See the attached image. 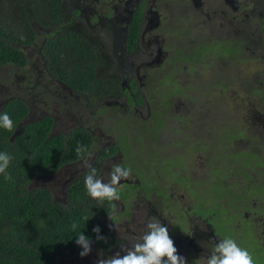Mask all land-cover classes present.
<instances>
[{
  "label": "flooded vegetation",
  "instance_id": "flooded-vegetation-1",
  "mask_svg": "<svg viewBox=\"0 0 264 264\" xmlns=\"http://www.w3.org/2000/svg\"><path fill=\"white\" fill-rule=\"evenodd\" d=\"M55 1L59 13L63 9L64 14L53 26L38 23L30 14L27 17L34 42L19 45L26 59L24 65L0 66V74L9 77L8 82L0 81V113L17 93L16 98L27 105L28 111L15 133L20 126L48 118L50 135L83 131L86 133L81 135L89 136L91 144L88 153L70 165L75 166L73 173L59 180V185L49 188L43 179H54L64 168L51 176H38L28 186L43 187L51 192L55 201L64 204L65 189L87 172L89 166L95 167L105 182L113 165L131 169L130 176L121 181V199L112 202L117 206L116 213L108 207L99 215L98 220L107 233L106 240L97 242L90 238L91 252L86 257L79 255L83 249L75 242L74 255L67 259L57 258L56 264H97L100 258L106 259L117 252L123 255L120 247L126 242L123 237L126 234L142 236L147 221L153 216L167 226L177 254L184 257L187 264H204L201 258L207 256L214 242L225 237L233 238L240 247L247 249L255 264H264V82L260 78L253 79L254 83L240 84L242 90L237 104L242 108L241 119L251 113L248 128H240L238 120L233 119L230 130L221 132L223 125L218 124V129L212 133H217L215 138L219 140L213 145L207 161L200 156L201 142L196 143L195 153L201 157L206 170L204 178L191 180L177 173L189 166L191 154L182 152L183 147H174L170 150L173 153L161 155L150 146L140 148L138 140L139 133L149 131L141 124L143 117L144 124L148 117L156 123V129L151 130L157 135L162 129L177 132L179 124L193 122L192 115L203 113L199 105L192 111V99L183 95L178 88L180 84L205 87L208 82L209 87L223 89L236 83L235 76L231 78L220 69V75L197 84L195 70L201 74L223 59L217 57L219 52L209 45V40L214 39L205 35L215 30L218 35L222 30L223 36L215 40L224 38L237 44L234 48L239 53L227 52L231 57L242 58L245 54L264 50V34L261 33L264 30V0ZM3 2L4 11L7 0ZM252 10L259 17L256 21L252 19ZM195 19H201L199 24H208L204 33L195 34ZM75 31L87 42L96 44L95 70L115 81L119 93L94 97L64 80L72 69L68 61L73 53L66 58L63 51L50 52L46 43L49 39H65ZM46 48L49 54L44 52ZM54 57L62 62L54 60L53 63L51 58ZM204 74L209 76V73ZM152 87H164L162 98H169L161 103L159 110L149 105L150 95L146 92H153ZM251 96L257 100L247 106L246 101ZM107 111L106 116L111 117L113 124L100 125L90 120V117H105ZM164 111L167 114L160 116ZM131 120L137 123L135 142L128 136ZM166 144H170L168 140ZM167 145L165 151H169ZM174 145L178 146L176 142ZM224 149L228 152L220 153L219 150ZM163 166L169 172V179L167 175L156 176L162 178L157 181L153 175ZM34 181L36 186L31 185ZM167 181L169 184L165 183ZM188 185L195 195H185ZM55 189L63 195L62 199L57 197Z\"/></svg>",
  "mask_w": 264,
  "mask_h": 264
},
{
  "label": "trees",
  "instance_id": "trees-1",
  "mask_svg": "<svg viewBox=\"0 0 264 264\" xmlns=\"http://www.w3.org/2000/svg\"><path fill=\"white\" fill-rule=\"evenodd\" d=\"M3 1L0 0V66H22L26 59L19 45L34 42V33L26 21L28 15L44 26H53L61 20L64 11L61 9L59 13L55 0H7V10L3 11ZM209 42L219 52V58L226 59L228 53H239L234 48L237 44L224 38ZM46 46L50 52L63 51L66 58L73 53L68 61L72 69L64 79L67 83L94 97L120 92L115 81L96 72V44L79 37L78 31L71 32L65 39H49ZM48 50L46 48L44 52L49 54ZM54 60L55 57L51 58L53 63ZM27 111V105L15 98L8 106L6 103L1 112L12 118L13 129L0 128V152L10 153L13 159L7 169L12 179L6 181L0 175V264H56L57 258L67 259L74 255L79 232L99 242L93 232L98 226L100 235L107 237L98 218L102 210L104 213L111 207V203L93 200L87 195L84 186L86 172L67 186L64 204L55 201L51 192L43 187L28 186L32 179L51 176L83 158L75 149L81 144L89 150L91 138L81 135L86 133L83 131L50 135L48 118L20 126L15 133ZM14 133L16 135L11 140ZM85 216L89 219L87 222L83 219ZM74 221L79 223L75 231L71 228Z\"/></svg>",
  "mask_w": 264,
  "mask_h": 264
},
{
  "label": "rangeland",
  "instance_id": "rangeland-1",
  "mask_svg": "<svg viewBox=\"0 0 264 264\" xmlns=\"http://www.w3.org/2000/svg\"><path fill=\"white\" fill-rule=\"evenodd\" d=\"M249 4V3H247ZM259 17L257 16V13L255 10H252V19L253 21H256ZM201 21L198 19L194 20V28H195V34L199 35L200 33H204L207 30V25L208 24H199ZM193 31V29H192ZM191 31V32H192ZM261 33L264 34V30L261 31ZM217 36L220 38L223 36V31L220 30V33L217 35V31H213L209 35H205L206 38H212V39H219ZM227 63V64H226ZM199 67V66H198ZM222 69L224 73H228L231 78H234L236 83H233V86L229 87H223V89L218 88V87H209V83L207 82V79L210 77L215 78L219 74V70ZM188 72L190 73V68L187 67ZM196 74L195 77L198 78L197 84L199 83H206L205 87H184L182 86L183 84L187 83H182L180 84L181 91H183V95H188L191 97L192 102L194 104L192 108V111L196 109L195 105H199L202 107L203 113L200 114L199 116H191V120L193 122H187L183 124L178 125V130L177 132H170L168 129H162L160 132L158 131L157 135H154L152 132V128L156 129L157 125L156 123L153 122L152 118L148 117L147 118V123L144 121V117L141 119V124L144 126H147L149 131L146 133L143 131L142 133H139V141L140 143V148H144L147 146H150V148L157 149V153L161 155H166L169 153H173L172 150L174 147H183L182 152L186 153L189 152L191 155H189L188 159V168H185L184 171H179L177 172L178 174H184L186 176H189L191 180H198L201 178H204L206 176V170L203 165V161L201 157L197 156L195 153L196 151V143L198 142L203 148H202V153L200 156H203V160L207 161L210 154H212L213 145L218 142L219 137L215 138L217 133H212V130H217L218 129V124L220 126L223 125V129L221 132H226L230 130L231 126V121L238 120V125L240 128H248V117L251 115V113L245 114V119H241L243 117L242 115V108L237 104V101L240 97L242 86V83H254L252 82L253 79L260 78L262 82H264V50H259L257 52H254L253 54H245L243 55L242 58L239 56L237 57H231L228 56L226 59H221L217 64L208 69L205 70L203 73L199 74V70H195ZM204 73H209V76L207 77L206 74ZM204 74V75H203ZM186 80V75L184 77ZM8 82L9 77L8 75H3L0 74V81H6ZM210 81V80H209ZM153 92H146L147 95L150 97V107L151 109L154 107L155 109L159 110L161 107V103L167 102L169 98H162L164 94V87H152ZM8 95V94H7ZM34 95V94H33ZM17 93H15V98H16ZM25 98V97H24ZM257 98L254 96H251L248 101H246L247 106L251 105L254 101H256ZM249 102V103H248ZM257 104V103H255ZM218 105H222V107H218ZM253 105V104H252ZM162 110V109H161ZM109 113L107 111L104 115L101 117H97L96 119H92L90 117V120L92 122H99L100 125H111L114 122L112 121L110 116H106V114ZM167 113H161L160 116H165ZM145 115V114H144ZM205 115V116H204ZM104 117V118H103ZM141 118V117H140ZM200 119V120H198ZM247 119V120H246ZM197 120V121H196ZM196 121V122H195ZM131 125H130V132L128 133V136H132L130 141L135 142L137 141V130H136V125L137 123L134 120H131ZM195 122V123H194ZM202 126V127H201ZM201 128V129H200ZM160 130V129H159ZM255 129H253V132ZM204 134V135H203ZM156 138L153 140V138ZM135 140V141H134ZM166 140H168V143L166 144ZM178 144V146H175L174 144ZM211 146H210V145ZM167 145L166 148H169V151H165L164 147ZM144 149H142L143 152ZM139 153H141V150H137ZM220 153H227L228 150H219ZM144 153V152H143ZM179 153V151H177ZM145 154V153H144ZM144 157H147L143 155ZM87 164V163H86ZM84 166V165H82ZM75 166L73 167H68L64 168L61 170V173L56 176L54 179H43L44 184L49 187V188H54L56 187L55 185H59V180L62 179L64 180V177H67L73 173ZM79 167V166H77ZM81 169V168H80ZM79 169V170H80ZM159 171L153 172L156 180L159 181L156 176H162L164 177L165 175L166 178H168L169 172L166 171L167 169L163 166L162 169H158ZM169 179V178H168ZM171 179L174 181L175 178L174 176H171ZM178 179V178H177ZM217 179V178H215ZM169 184V181L165 182ZM32 186H36V182L34 181ZM63 186L60 185L61 191L63 190ZM187 194L185 195H195V193L191 190L190 185H188L187 189ZM59 199L63 198V195L58 192L56 189L54 191ZM178 194V193H177ZM122 254V253H121ZM61 264V263H60Z\"/></svg>",
  "mask_w": 264,
  "mask_h": 264
},
{
  "label": "clouds",
  "instance_id": "clouds-1",
  "mask_svg": "<svg viewBox=\"0 0 264 264\" xmlns=\"http://www.w3.org/2000/svg\"><path fill=\"white\" fill-rule=\"evenodd\" d=\"M0 128L11 131L13 129V120L8 113H0ZM76 153L79 156H84L88 153V148L78 144ZM13 156L8 152H0V175L4 176L6 181L12 179L7 172ZM73 167V166H69ZM131 174V169L120 164L112 166L109 172V179L105 182L97 174L95 167L89 166L88 171L84 176V186L87 195L93 200L105 201L111 203L112 213L115 214L117 206L115 201L121 199L120 187L121 181L126 180ZM111 220V215H109ZM84 221H88V217H83ZM79 227V223L74 221L71 228L75 231ZM100 228H93L97 240H106L100 235ZM123 239L126 241L121 247L120 252L108 258H100L97 264H187L186 259L177 254V248L174 241L169 236L167 226L153 216L146 225L142 236L135 237L125 235ZM76 244L83 250L79 253L81 257H86L91 252V240L79 232L76 236ZM63 259V258H61ZM204 264H255L252 254L245 248H242L231 237H225L212 244L208 249L206 257H202Z\"/></svg>",
  "mask_w": 264,
  "mask_h": 264
}]
</instances>
